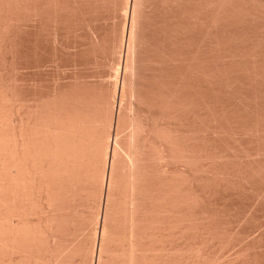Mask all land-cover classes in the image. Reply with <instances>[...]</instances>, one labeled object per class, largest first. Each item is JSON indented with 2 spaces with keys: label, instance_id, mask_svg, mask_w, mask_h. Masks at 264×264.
<instances>
[{
  "label": "bare ground",
  "instance_id": "bare-ground-1",
  "mask_svg": "<svg viewBox=\"0 0 264 264\" xmlns=\"http://www.w3.org/2000/svg\"><path fill=\"white\" fill-rule=\"evenodd\" d=\"M111 2L0 0V264H260L211 202L241 174L215 141L241 132L215 92L264 88V41L232 48L249 21L264 33V0H120L121 38L107 45L123 70L107 94L84 70ZM164 220L176 244L163 254Z\"/></svg>",
  "mask_w": 264,
  "mask_h": 264
},
{
  "label": "rangeland",
  "instance_id": "rangeland-1",
  "mask_svg": "<svg viewBox=\"0 0 264 264\" xmlns=\"http://www.w3.org/2000/svg\"><path fill=\"white\" fill-rule=\"evenodd\" d=\"M116 0H112V2L111 3H113V5H111L110 4V10L108 11V10H106V12L104 13V14H106L105 15V17H104V15L102 14L101 16L103 17H100L101 19L98 21L99 22V24H98V22H97V25H98V27H97V29H98V32H100L99 34L103 37V36H105L103 39H105V42H104V48H102V50H101V54L100 55H98L99 57H98V61L96 60V62L94 61H90L94 66H90V62L88 63V61H87V65L85 64V66H86V70H84V72L86 71L88 74H86V72H85V79H91L92 78V76H93V78H92V80L93 79H96V80H93L95 83H96V85L100 88V89H104L105 91H106V93L108 92H110V93H112L111 92V90H114V84L116 83L115 81V79H116V76H115V73L118 71V72H122V70H123V65L121 64L120 65V67H119V65L117 66V63L114 61V60H112L113 58H114V55L112 54V49H113V47H115L116 46V44L115 43H118L120 40V38L121 37H119L120 35H121V32H122V25L121 24H123L124 23V19H123V17H122V10H119V9H117V6L118 7H120V5L118 4L119 2H120V0H117L116 2H115ZM114 2H115V4L116 5H114ZM257 2H255V1H253V3H252V1L249 3V5H252L250 8H252L253 10L254 9H256L257 7H255L254 8V4H256ZM257 5V4H256ZM116 6V7H115ZM115 9H114V8ZM117 10V11H116ZM115 11H116V13H115ZM123 12H124V10H123ZM115 14V15H114ZM123 15H124V13H123ZM111 16V19L109 18ZM118 17V18H117ZM106 18H107V20H106ZM123 19V20H122ZM106 20V21H105ZM120 20V21H119ZM104 21H105V23H104ZM122 21V22H121ZM253 21V20H252ZM101 22H103V23H101ZM119 22V23H118ZM254 22H255V24H257V22H260L259 20L257 21V19L256 20H254ZM254 22H253V24H252V22L251 21H249V24H246V23H242V24H244V26H245V24H246V26L245 27H243V26H241V23H239V24H237V25H239V27L241 28V30L243 31V32H247V30L246 29H248V34L250 35V37H249V35H248V37L251 39H248V37H247V34H246V38L244 37L245 36V34L243 33L242 34V31L240 32L239 30H240V28H239V30H238V27L235 25L237 22H234L235 24H233V23H231V26L229 27V28H233V29H231V30H233V31H231L232 32V35H233V33H235V35L237 34V32H238V34L236 35V36H238V37H244V38H241V41H244L243 43L242 42H240L239 40H234L231 44L233 45H230V46H232V48L234 49V50H237L238 49V47L239 46H244L245 44L246 45H248V42L250 43L249 45H248V47H251V48H255V44H257L258 43V41H264V33L262 34L261 32V30L257 27L258 25H260L261 24V22L263 23V21H261L260 22V24L258 23L257 24V26H255L254 25ZM115 24V25H114ZM234 26H236L237 27V30L238 31H236V29H235V27H233V25ZM105 25V26H104ZM114 25V26H113ZM121 25V26H120ZM250 25H251V29H250ZM248 26H249V28H248ZM253 26V27H252ZM110 27V28H109ZM243 27V28H242ZM256 27V28H255ZM244 28H246V29H244ZM257 28L260 30V32H259V30H257ZM113 29H115V30H113ZM117 29V30H116ZM121 29V30H120ZM255 29L257 30V32H256V38L254 37V33L253 32H255ZM113 30V31H112ZM120 30V31H119ZM230 30V29H229ZM246 30V31H245ZM252 30H253V32H252ZM115 31H117V32H115ZM249 31H251V32H249ZM106 32V33H105ZM239 32H240V34H242V35H240L239 34ZM252 33H253V35H252ZM257 33H259V35L260 34H262V35H260L259 37H258V35H257ZM83 34H85L84 36H83V39H85V42H86V40H88V37H87V34H88V32L86 31V29L84 30V33ZM116 34V35H115ZM118 35V36H117ZM240 35V36H239ZM244 35V36H243ZM86 36V37H85ZM88 36H89V34H88ZM111 36V37H110ZM261 36H263L262 38H261ZM252 37H253V39H252ZM110 38L113 40V42H112V40H110ZM126 38L124 37V42H123V44H124V49H123V52H124V50H125V46H126V40H125ZM246 39H248V41H246ZM260 39V40H259ZM263 39V40H262ZM119 40V41H118ZM255 40H258V41H254ZM108 41H111V42H108ZM118 41V42H117ZM237 41V42H236ZM254 44H252L251 42ZM236 43V45L238 46H234V44ZM239 43H241V45H239ZM262 42H260V44H261ZM113 45V47H111V46H108V45ZM115 44V45H114ZM244 44V45H243ZM264 44V42L261 44V46L259 45V43H258V47L260 48V49H262V47L264 46L263 45ZM107 46V47H106ZM242 46H241V50L243 49H245L246 48V46H244L243 48H242ZM111 47V48H110ZM236 47V48H235ZM248 47L246 48V49H248ZM257 47V49H259ZM264 48V47H263ZM106 49H108V50H106ZM110 49H111V51H110ZM250 49V48H249ZM103 52H104V54H103ZM108 52H110L111 53V55L113 56H111L110 55V53H108ZM103 54V55H102ZM122 55H123V53H122ZM101 56V57H100ZM102 56H103V58H102ZM107 57H108V59H107ZM112 57V58H111ZM99 58H101V59H99ZM100 60V61H99ZM105 60V61H104ZM108 60V61H107ZM29 61V60H28ZM27 61V62H28ZM95 63L99 66H97V65H95ZM110 63V64H109ZM116 63V64H115ZM112 64V65H111ZM109 65V66H108ZM97 68H96V67ZM111 66H112V68H111ZM91 67V68H90ZM92 67H94L93 68V70H92ZM117 67H119V69L118 70H116L117 69ZM111 68V69H110ZM94 73H93V72ZM92 72V73H91ZM117 72V73H118ZM91 73V74H90ZM94 74V75H93ZM97 74V75H96ZM38 75V74H37ZM97 77H96V76ZM117 75V74H116ZM50 76H51V74H50ZM33 77H37V76H33ZM95 77V78H94ZM38 78V80L40 79L39 77H37ZM48 78H51V77H48ZM115 78V79H114ZM36 79V78H35ZM52 79V78H51ZM113 80H115V81H113ZM49 81V80H48ZM115 82V83H114ZM52 84V81L51 82H47L46 84ZM42 84V83H41ZM48 84V85H49ZM38 85V84H37ZM37 85H36V89H37ZM262 87H264V86H262ZM34 88V87H33ZM35 88H34V90H35ZM39 88H42V87H39V85H38V89L36 90V93L37 94H39L37 91H40V93L42 92ZM113 88V89H112ZM257 88V89H256ZM255 89L254 88H249V91H248V87H243V89L244 90H242L241 89V91H240V93H239V95H240V97H238L237 99H236V97H237V95H232V93H230L229 92V94L225 91V92H223V90L222 91H220V92H215L217 95H218V97L220 96V95H224L225 96V98H224V96H222V98H221V96L219 97V99H218V97L216 96V94H215V98H217V99H215V100H218V102L220 101V102H222L223 101V103H225V105L223 104V103H219L220 104V107H224L223 109H224V111H225V113H226V115L227 114H230V115H228V116H233V118H234V116L236 117V115L238 116V114L239 113H237V111H240V112H242V113H240V116H238V120L235 118L234 120H233V118L231 119V117H228V118H230L229 120H230V123H233V121H234V124H229V120H228V123H226L225 121H223L224 123H226V125H235V123L237 124V126L235 125V127H238V125L239 126H241V127H238L237 129H241L240 131V136L239 137H236V136H234L231 132H230V134L229 133H227V136H225V134H224V136L223 135H221V137L219 136H217L218 137V139L216 138L215 139V141H216V143L217 144H219V146L218 147H224V151L226 152V154H227V156H228V158H227V161L229 162V163H232V164H234V165H231V164H229L230 166H228V167H233L234 166V170H236L237 168H238V170L237 171H239L241 174H235V180H234V178H232V180L233 181H235L234 183H235V185L234 184H231V185H229L228 184V186L226 187V186H224V187H221V189H220V191L222 192H220V191H218L217 190V192L216 193H218V192H220V194H223V195H221V197H220V199L218 198V197H216V195L214 196L216 199H215V202L217 203L216 205H214L215 204V202H214V200H213V198H212V202H211V205H212V203H213V209L215 210H218V212L219 213H221V216L223 217V219H221V216L219 215V213H217V216H218V218H219V221L221 222V220H222V224H224V226H227L226 228H227V230H229L230 232H233L235 235H236V237H237V241L239 240V244H240V246L241 247H244V248H246V246H247V250L248 249H250L252 252H254V254L252 255L253 256V258H255L258 262H260V264H261V262H262V264L264 263L263 261H264V194H263V192H264V167H261V165L260 164H264V138L262 139V137H263V133H264V128H261V127H263V125H264V114L262 113L263 111H264V88L263 89H261V87H256ZM43 89V88H42ZM118 89H119V87H118ZM252 89V90H251ZM103 90V92L105 93V91ZM107 90H109V91H107ZM254 90H256L257 92L255 93V91ZM261 92H260V91ZM35 92V91H34ZM107 93V94H108ZM109 93V94H110ZM221 93V94H220ZM251 93H252V95H251ZM259 93V94H258ZM262 93H263V95H262ZM117 95V98L115 99V110L117 109V106H118V103H119V91L117 90V93H116ZM249 94V95H248ZM255 94H256V96H255ZM227 95H228V99H227ZM230 95V96H229ZM238 95V96H239ZM244 95V96H243ZM260 95H262V96H260ZM234 96H236V97H234ZM243 96V97H242ZM246 96V97H245ZM231 97V98H230ZM232 97H233V100H232ZM251 97V98H250ZM253 97V98H252ZM259 97H261V98H259ZM224 98V99H223ZM243 98V99H242ZM245 98V99H244ZM247 98H249V99H247ZM225 99H227V100H225ZM242 99V100H241ZM259 100V101H257V100ZM214 100V101H215ZM229 100H231V102L229 101ZM237 100H241V101H239V103L237 102ZM247 100H248V102H247ZM251 100V101H250ZM256 100V101H255ZM261 100V101H260ZM229 103H228V102ZM234 101V102H233ZM254 101V102H253ZM262 101H263V103H262ZM124 102V101H123ZM126 102V101H125ZM124 102V103H125ZM215 102H217V101H215ZM214 102V103H215ZM217 102V103H218ZM243 102V104H241V103ZM245 102V103H244ZM252 102V103H251ZM259 104H258V103ZM248 103H249V105H250V107H249V105H248ZM256 103L258 104V105H256ZM117 104V105H116ZM228 104V105H227ZM233 105V106H232ZM236 105H238L239 106V108H238V106H236ZM241 105V106H240ZM213 106H216V104H214ZM219 105L217 104V107H218ZM235 106V108H232V107H234ZM229 107H230V110H226V109H229ZM261 109H260V108ZM221 108V109H222ZM232 108V109H231ZM237 108V109H236ZM245 108V109H244ZM247 108V109H246ZM259 109V110H262V112H260V111H258L257 110V113H256V109ZM213 109H215V107H213ZM220 108H217V110H221ZM248 109H250L249 111H248ZM217 110H214L215 112L217 111ZM245 110H247V111H245ZM253 110V111H252ZM219 111H217V112H219ZM227 111V112H226ZM236 114H235V113ZM245 112V113H244ZM234 113V114H233ZM259 113V114H258ZM260 113H262V114H260ZM247 114V115H246ZM250 114H253L254 115V118H252L251 119V117H253V115H251L250 116ZM245 116V117H244ZM247 116H249V118L247 117ZM261 116L263 117L262 119H260L261 118ZM240 118V119H239ZM248 118V119H247ZM245 119L248 121H245ZM251 119V120H250ZM253 119H254V121H253ZM258 119V120H257ZM232 121V122H231ZM236 121V122H235ZM240 121H241V123L243 124H241L240 123ZM242 121H244V122H242ZM254 123H253V122ZM256 121L258 122L257 124H256ZM238 122H239V124H238ZM259 123H261V124H259ZM245 124V125H244ZM258 125H262L261 127H258V128H260V130L261 129H263L262 130V132H259V129L257 128V126ZM243 126V127H242ZM247 128H246V127ZM255 126V127H254ZM234 127V126H233ZM234 127V128H235ZM254 128H255V130H254ZM257 128V129H256ZM227 129H229V128H227ZM244 129H245V131H244ZM249 129V130H248ZM124 130V129H123ZM125 130H127V129H125ZM122 131V132H124V133H126L127 131ZM254 130V131H253ZM258 130V131H257ZM112 132H113V136H114V134H115V132L116 131H114L113 129H112ZM121 132V133H122ZM250 132H251V134H250ZM253 132V133H252ZM258 132H259V134H258ZM118 133H120V131L118 132ZM118 134V137H119V135L120 136H122V134ZM123 133V134H124ZM247 133V134H246ZM260 136V134H262V136L259 138L258 136H257V134ZM256 136H255V135ZM231 136L232 135V137L233 138H228V136ZM246 135H248V136H246ZM246 136V137H245ZM255 136V137H254ZM223 137V138H222ZM224 137H226V138H224ZM237 139H236V138ZM250 137V138H249ZM243 138V139H242ZM244 138H246V139H244ZM254 140H253V139ZM259 138V139H258ZM222 139H223V141H222ZM225 139H226V141H225ZM231 139H233V140H230ZM243 141H242V140ZM214 141V142H215ZM231 142V143H230ZM236 142H237V144H240V143H243V145H237L236 144ZM239 142V143H238ZM215 143V144H216ZM225 143V144H224ZM229 145H227V144ZM215 144L213 143V145L215 146ZM236 144V145H235ZM259 144V145H258ZM221 145V146H220ZM250 145V146H249ZM242 146V149H240V147ZM260 148H259V147ZM262 146H263V149H262ZM216 147H217V145H216ZM217 147V148H218ZM222 147V148H223ZM227 147H230V148H227ZM247 147V148H246ZM246 150H245V149ZM228 149H232V151H231V153H230V150H228ZM255 151H254V150ZM221 150H223V149H221ZM228 150V151H227ZM263 150V151H262ZM248 151V152H247ZM258 151L260 152V154H258V156H257V153H258ZM235 152V153H234ZM244 152L246 153L247 152V154H244ZM250 152L252 153L251 155H250ZM256 154H255V153ZM229 153V154H228ZM234 155H233V154ZM254 153V154H253ZM261 153H263L262 154V156H261ZM242 154V155H241ZM248 155H249V157H248ZM260 155V156H259ZM231 156V157H230ZM234 157V158H233ZM236 157H237V159H236ZM246 157V158H245ZM257 159H256V158ZM260 157V158H259ZM258 158H259V160H258ZM234 159V160H233ZM235 159H236V161H235ZM245 159V160H244ZM250 159H253V161L252 160H250ZM261 160V161H260ZM235 161V162H234ZM239 161V162H238ZM250 161V162H249ZM257 161V162H256ZM165 162H167V161H165ZM165 162H163V161H161L159 164L161 165L162 163H165ZM263 162V163H262ZM238 163V164H237ZM240 163V164H239ZM158 164V163H157ZM154 165V164H153ZM156 165V164H155ZM158 166V167H161V166ZM164 165V164H163ZM171 165H173V164H171ZM169 166L170 168L172 167V166ZM239 165H240V167H239ZM251 165V166H250ZM258 165V166H257ZM165 166H167V164L165 163V165H164V167H163V170L166 168ZM238 166V167H237ZM263 166V165H262ZM231 167V168H232ZM237 167V168H236ZM245 167H247V169L245 168ZM252 167V168H251ZM259 167L261 168L260 170H259ZM239 168H241V169H239ZM250 168H251V170H250ZM258 168V169H257ZM245 169V170H244ZM245 171V173L243 172V171ZM254 170V171H253ZM263 170V171H262ZM250 171V172H249ZM258 171V172H257ZM260 171H262V173L261 174H257V173H259ZM248 173V174H247ZM256 173V174H255ZM243 174H244V176H243ZM251 174V175H250ZM258 175V179L257 178H255L256 176L255 175ZM263 177H262V176ZM237 176H240L239 178L237 177ZM243 176V177H242ZM249 178H248V177ZM251 176V177H250ZM253 177V178H252ZM261 177V178H260ZM251 178V179H250ZM246 179V180H245ZM239 180V181H238ZM256 182H255V181ZM260 180V181H259ZM233 181H232V183H233ZM245 181V182H244ZM248 181V182H247ZM250 181V182H249ZM260 183H259V182ZM244 182V183H243ZM237 183V184H236ZM239 183V184H238ZM241 184V185H240ZM256 184V185H255ZM234 185V186H233ZM232 186H233V188H232ZM243 186V187H242ZM240 187V188H239ZM222 188H224V189H226V191L229 189H231L230 191L228 190V193L224 190V189H222ZM236 192V191H238V192H234L233 190ZM224 191V192H223ZM225 193V194H224ZM227 193V194H226ZM219 194V193H218ZM263 194V195H262ZM239 197V198H238ZM261 197V198H260ZM263 197V198H262ZM218 198V199H217ZM259 198L260 199H262V200H259ZM215 206L217 207L218 206V209L217 208H215ZM215 210V211H216ZM251 210H252V212H251ZM223 213H224V215H223ZM165 217V216H164ZM167 217V216H166ZM229 217V218H228ZM165 219V218H164ZM221 219V220H220ZM262 219V220H261ZM168 220V219H167ZM167 220H164V222L166 223L165 225L164 224H161L162 226H160V231H161V233H162V235L164 236H162V239L160 240V241H153V245L154 246H156V245H158V244H161V245H158V246H156V247H158V248H155L156 250L157 249H161V248H163V246H164V249H162L163 251L161 252V250L159 251L160 253H163L164 254V252L165 253H170L171 251V249H172V247L173 246H170V250L168 249L167 250V252H166V249L167 248H169V244L171 245L172 243L171 242H173L172 240H173V238L175 239V237H174V235L172 236V231H171V233H170V230H169V228L168 227H170L169 226V224H167ZM245 220V221H244ZM225 221V222H224ZM224 222V223H223ZM166 226V228L164 227V226ZM164 229H166V230H164ZM231 229H232V231H231ZM165 231H166V233H165ZM169 231V232H168ZM235 231V232H234ZM164 233H165V235H164ZM168 233H170V234H168ZM237 233H238V236H237ZM165 236H166V238H165ZM170 237V239H168L169 237ZM239 238V239H238ZM261 238H262V240H261ZM167 239V240H166ZM156 240H158V239H156ZM237 241H236V243H237ZM159 242V243H158ZM163 242V243H162ZM165 242V243H164ZM166 243H168V245L166 244ZM237 243V244H238ZM156 244V245H155ZM173 244H176V240H174V242H173ZM238 244V245H239ZM163 245V246H162ZM167 245V246H166ZM162 246V247H161ZM166 247V248H165ZM244 248H242V249H244ZM258 248V249H257ZM154 249V250H155ZM151 251H153V250H151ZM249 251V250H248ZM250 251V253H252ZM155 252V251H154ZM157 252H158V250H157ZM232 251H230V252H224V254L223 253H221V254H223L222 256H221V254L220 255H218V256H220L221 258L220 259H224V257L225 258H229V256H228V254H232L231 253ZM256 252H257V254H256ZM256 254V255H255ZM166 255H168V254H166ZM228 256V257H227ZM255 256V257H254ZM261 259V260H260ZM263 260V261H262ZM168 262L169 261H167V263H163V264H168ZM169 264H170V262H169Z\"/></svg>",
  "mask_w": 264,
  "mask_h": 264
}]
</instances>
